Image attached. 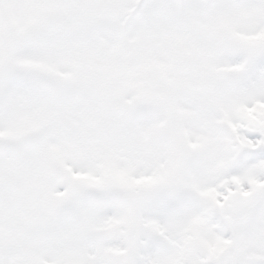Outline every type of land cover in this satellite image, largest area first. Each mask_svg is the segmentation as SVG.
<instances>
[{"label": "snow or ice", "instance_id": "6c2138e0", "mask_svg": "<svg viewBox=\"0 0 264 264\" xmlns=\"http://www.w3.org/2000/svg\"><path fill=\"white\" fill-rule=\"evenodd\" d=\"M0 264H264V0H0Z\"/></svg>", "mask_w": 264, "mask_h": 264}]
</instances>
